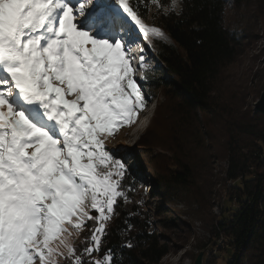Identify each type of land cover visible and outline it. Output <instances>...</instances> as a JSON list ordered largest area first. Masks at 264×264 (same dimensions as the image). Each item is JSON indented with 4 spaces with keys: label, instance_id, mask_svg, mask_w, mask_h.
<instances>
[{
    "label": "snow or ice",
    "instance_id": "snow-or-ice-1",
    "mask_svg": "<svg viewBox=\"0 0 264 264\" xmlns=\"http://www.w3.org/2000/svg\"><path fill=\"white\" fill-rule=\"evenodd\" d=\"M183 2L0 0V264H117L108 224L136 189L107 143L151 99L148 52L167 36L145 14Z\"/></svg>",
    "mask_w": 264,
    "mask_h": 264
},
{
    "label": "trees",
    "instance_id": "trees-1",
    "mask_svg": "<svg viewBox=\"0 0 264 264\" xmlns=\"http://www.w3.org/2000/svg\"><path fill=\"white\" fill-rule=\"evenodd\" d=\"M231 2L238 9L254 8L259 25L264 26V0ZM227 9L228 0H184L182 16L169 14L166 18L159 11L147 12L145 20L162 28L173 44L156 43L167 78L149 70L144 86L163 90L174 113L172 119L177 118V135L197 138L201 132L199 110L204 127L228 161L227 179L239 185V209L227 220L212 221V232L215 237L224 235L234 249L229 264H240L244 256L248 264H264V115L252 114L251 107L245 109L246 98L250 94L259 98L264 84L261 88L260 78L244 91L227 86L224 74L240 56L242 46L238 33L226 24ZM213 121L221 123L218 133L212 129ZM172 150L176 154L169 166L174 169L154 170V189L148 192L152 197L165 188L194 192L198 185L193 159L179 154L185 152L177 143ZM134 180L135 188L140 189L142 181ZM108 233L103 247L114 250L117 264H159L171 250L161 241L163 233L153 226L141 200L132 198L123 204L108 224Z\"/></svg>",
    "mask_w": 264,
    "mask_h": 264
},
{
    "label": "rangeland",
    "instance_id": "rangeland-1",
    "mask_svg": "<svg viewBox=\"0 0 264 264\" xmlns=\"http://www.w3.org/2000/svg\"><path fill=\"white\" fill-rule=\"evenodd\" d=\"M164 2L167 3L168 0ZM154 11L158 9L152 6L151 13ZM146 23L153 25L150 21ZM226 24L232 31L238 33L242 45L240 56L224 74L227 86L231 84L244 91L246 86L253 87L262 78V88L264 84V26L259 25L255 9L244 7L238 9L231 0H228ZM157 42L173 43L169 37L166 40L153 38L155 47L148 52L150 70L167 78L164 65L157 54ZM137 78H140L139 73ZM144 84L145 81L143 86ZM144 91L151 99L146 111L140 117L139 130L131 133L127 130L122 131L118 139L107 143V147L123 148L132 156L129 162L132 175L141 180L142 184H138L140 189L135 188L136 191L130 192L129 195L131 199L143 201L151 223L163 233L161 241L169 244L171 248L170 253L159 264H194L200 253H204L203 264L233 262L234 249L226 237L224 235L215 237L212 232V221L217 223L227 220L240 207L236 193V187L239 185L227 179L228 161L222 149L204 127L199 110L196 109L200 116L201 132L197 138L194 137V139L190 135L186 138L185 134L181 133L177 135L179 133L177 118L172 119L174 113L166 103L163 90L151 91L144 86ZM260 97L250 94L246 98L245 109L251 107L252 114L258 113L255 110V103ZM213 124L212 129L218 133L221 123L213 121ZM194 140L197 141L194 142ZM173 143L182 146V151L185 153L178 151L179 154H186L193 159L199 172L198 185H195L194 192L165 188L152 197L148 192L154 189L151 187L154 184V170L161 173L167 169H174L169 166L171 158L176 154L172 150ZM87 235L89 231L85 229L73 240L77 249L84 246V237ZM60 264H67V262L61 259ZM240 264H248L245 256L240 259Z\"/></svg>",
    "mask_w": 264,
    "mask_h": 264
},
{
    "label": "water",
    "instance_id": "water-1",
    "mask_svg": "<svg viewBox=\"0 0 264 264\" xmlns=\"http://www.w3.org/2000/svg\"><path fill=\"white\" fill-rule=\"evenodd\" d=\"M255 110L264 115V91L262 92L260 99L255 103ZM203 257L204 253H200L194 264H203Z\"/></svg>",
    "mask_w": 264,
    "mask_h": 264
},
{
    "label": "bare ground",
    "instance_id": "bare-ground-1",
    "mask_svg": "<svg viewBox=\"0 0 264 264\" xmlns=\"http://www.w3.org/2000/svg\"><path fill=\"white\" fill-rule=\"evenodd\" d=\"M168 38V37H167Z\"/></svg>",
    "mask_w": 264,
    "mask_h": 264
}]
</instances>
